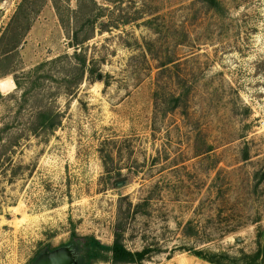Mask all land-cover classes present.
<instances>
[{"label": "rangeland", "instance_id": "rangeland-1", "mask_svg": "<svg viewBox=\"0 0 264 264\" xmlns=\"http://www.w3.org/2000/svg\"><path fill=\"white\" fill-rule=\"evenodd\" d=\"M22 1L30 29L0 64V131L23 135L0 167V264L69 244L81 256L83 238L110 247L117 229L127 250L151 249L142 264L251 262L264 242V0H0V33ZM75 34L91 38L76 48ZM75 52L100 79L68 89ZM47 62L24 98L14 78ZM40 107L60 127L28 137ZM101 255L92 264H110Z\"/></svg>", "mask_w": 264, "mask_h": 264}, {"label": "trees", "instance_id": "trees-1", "mask_svg": "<svg viewBox=\"0 0 264 264\" xmlns=\"http://www.w3.org/2000/svg\"><path fill=\"white\" fill-rule=\"evenodd\" d=\"M215 1V0H213ZM216 4V3H215ZM218 6V4H216ZM57 11V7H54ZM30 10L31 8L27 6L25 1L19 3L17 9L15 10L10 22L0 33V64L4 63L8 56L17 51L18 47L21 44L23 37L30 29ZM90 35L79 39L78 34H75L72 37V47L83 46L87 41L90 40ZM72 58L76 61L75 67H70L68 75H66L65 81L69 83L68 89L78 86L84 79L85 75H88V78L95 77L97 80L100 79L99 74L97 75L96 71L93 68L86 67V60L84 56L80 53L75 52L72 55ZM53 63V61H52ZM47 63L39 64L32 71L27 72L26 78L27 82L22 83L18 79L13 80L16 90H21L22 95L25 98L28 94L29 89H34V85L29 87V83L40 82L42 77L38 78L37 74L40 72L43 67L47 66ZM11 73L3 74V76H8ZM34 75V76H32ZM36 76V77H35ZM2 96V95H0ZM8 96V95H7ZM181 98L175 97V104L178 106ZM61 115L48 107H40L34 113V115L28 118V124L26 128L27 135H34L35 138H44L51 136L55 133L56 129L60 127ZM36 126V127H35ZM35 127V128H34ZM23 135H14L8 133L7 131H0V167H4V163L7 162L10 165L12 159L11 154L14 153L15 149L21 145ZM74 235L72 238H75ZM83 242L79 244L81 246L80 251L82 255L80 256L79 264H92V262L100 260L102 258V253L109 254L108 262L110 264H142L143 261L147 260L148 256L152 253L151 249H143L140 252H131L127 250L122 244L121 235L118 229L115 232L114 241L110 247H105L100 244L93 237H85L82 239ZM73 249H76L74 245L69 244ZM196 257H202L201 252H195ZM210 263L212 261L208 260ZM248 264H264V242L262 247L256 252V254L251 258V262Z\"/></svg>", "mask_w": 264, "mask_h": 264}, {"label": "water", "instance_id": "water-1", "mask_svg": "<svg viewBox=\"0 0 264 264\" xmlns=\"http://www.w3.org/2000/svg\"><path fill=\"white\" fill-rule=\"evenodd\" d=\"M80 255L71 246L39 255L33 264H79Z\"/></svg>", "mask_w": 264, "mask_h": 264}]
</instances>
